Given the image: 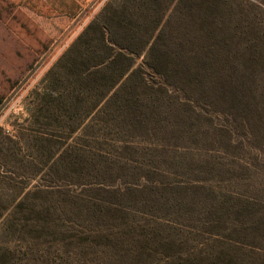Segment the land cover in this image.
<instances>
[{
    "label": "rangeland",
    "instance_id": "obj_1",
    "mask_svg": "<svg viewBox=\"0 0 264 264\" xmlns=\"http://www.w3.org/2000/svg\"><path fill=\"white\" fill-rule=\"evenodd\" d=\"M139 4L0 2V264H264V0L172 7L164 77L110 42Z\"/></svg>",
    "mask_w": 264,
    "mask_h": 264
},
{
    "label": "trees",
    "instance_id": "obj_2",
    "mask_svg": "<svg viewBox=\"0 0 264 264\" xmlns=\"http://www.w3.org/2000/svg\"><path fill=\"white\" fill-rule=\"evenodd\" d=\"M183 4L187 6L188 14L195 12L201 20L206 22L205 28L200 31L201 34L206 33L209 37H217L219 29L213 16L214 11L221 8L224 13L223 18L230 20L233 5H237V0H140L136 9L127 11L133 23H128L127 27L122 26L120 32H116L115 42L110 40L116 47L114 49L121 57H125L126 53H134L136 56L145 54L148 68L156 71L160 77L167 76L171 70L179 69L181 64L171 61V52L177 50V46L164 41L161 33L164 34L167 30V14L171 8L176 9ZM202 7L206 11L205 16H203ZM130 68L131 66H127L122 69L119 80L122 78L126 81L130 80L132 73L137 71L130 73ZM167 85L170 84L167 82ZM218 260L219 264H240L239 261L221 257Z\"/></svg>",
    "mask_w": 264,
    "mask_h": 264
},
{
    "label": "crops",
    "instance_id": "obj_3",
    "mask_svg": "<svg viewBox=\"0 0 264 264\" xmlns=\"http://www.w3.org/2000/svg\"><path fill=\"white\" fill-rule=\"evenodd\" d=\"M23 11H48L57 17H75L94 0H5ZM2 2V0H0ZM38 8H33V6Z\"/></svg>",
    "mask_w": 264,
    "mask_h": 264
}]
</instances>
